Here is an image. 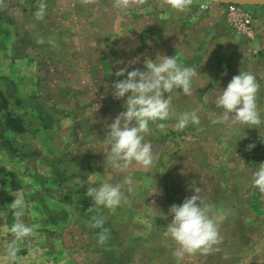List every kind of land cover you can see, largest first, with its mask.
I'll return each mask as SVG.
<instances>
[{"label": "rangeland", "instance_id": "rangeland-1", "mask_svg": "<svg viewBox=\"0 0 264 264\" xmlns=\"http://www.w3.org/2000/svg\"><path fill=\"white\" fill-rule=\"evenodd\" d=\"M82 4L33 7L21 49L38 58L52 109L76 116V155L92 157L102 186L106 177L121 264H264V103L252 84L245 99L242 66L223 43L243 36L229 5ZM215 13L225 21L211 29ZM82 183L67 184L80 201Z\"/></svg>", "mask_w": 264, "mask_h": 264}, {"label": "crops", "instance_id": "crops-1", "mask_svg": "<svg viewBox=\"0 0 264 264\" xmlns=\"http://www.w3.org/2000/svg\"><path fill=\"white\" fill-rule=\"evenodd\" d=\"M42 2L0 0V58L4 57V64L9 65L0 66V93L12 116L21 119L26 130L18 134L8 129L0 111V133L18 151L13 155L0 139V264H100L103 248L104 264H121L116 249L118 238L114 236L121 223L115 218L116 210L106 206V177L102 186L92 157L80 159L76 155L75 141L80 134L76 116L52 109L38 58L22 53L23 40L31 36L29 26L36 23L31 17L33 7L38 10ZM82 5H90V0H83ZM241 8L251 17L250 29H237L243 36L232 31L222 39L225 42L221 41L242 66L245 99L247 85L252 84L258 94L255 101L264 103V7ZM183 19L189 25L193 20L203 23L188 16ZM206 19L204 23L211 29L225 21L217 13ZM86 20L89 22L90 17ZM185 35L194 40L196 47L201 46L197 42L200 33L186 30ZM80 147L84 151V144ZM62 165L76 169L85 165L91 175L82 179L66 174L60 169ZM79 182L82 187L77 193L82 195V201L69 188ZM63 186L70 190L69 201L60 197L64 195L60 192ZM111 230L112 236L108 232Z\"/></svg>", "mask_w": 264, "mask_h": 264}, {"label": "trees", "instance_id": "trees-1", "mask_svg": "<svg viewBox=\"0 0 264 264\" xmlns=\"http://www.w3.org/2000/svg\"><path fill=\"white\" fill-rule=\"evenodd\" d=\"M0 111L3 112V114H4V118H5V122H6L5 124H6V127L8 129H10L11 131H13L15 133H18V134H23V133L26 132L25 127H24V123L22 122V120L19 119V118H15L10 113L9 108H8V103H7L6 99L2 96L1 93H0ZM0 139L2 140L3 146L6 149H8L13 155H17L18 154V151L15 148H13L12 144L10 142H8L3 137V135L1 133H0ZM60 169H64V172L66 174H69V175L72 174V175H74L76 177H80L81 178V176L79 175V172L81 170H77L74 167L65 166V165L60 166ZM87 170H89V167H88ZM62 172H63V170H62ZM60 183L62 185H65V183H64L62 178H60ZM65 189H66V192L70 191L68 188H65ZM69 196H70V192H68V194H65V195L60 196V197L62 198V201H69L68 200V199H70Z\"/></svg>", "mask_w": 264, "mask_h": 264}, {"label": "built area", "instance_id": "built-area-1", "mask_svg": "<svg viewBox=\"0 0 264 264\" xmlns=\"http://www.w3.org/2000/svg\"><path fill=\"white\" fill-rule=\"evenodd\" d=\"M229 20L240 31L247 32L251 27L250 16L241 7L229 5Z\"/></svg>", "mask_w": 264, "mask_h": 264}, {"label": "water", "instance_id": "water-1", "mask_svg": "<svg viewBox=\"0 0 264 264\" xmlns=\"http://www.w3.org/2000/svg\"><path fill=\"white\" fill-rule=\"evenodd\" d=\"M219 5H235L241 7H264V0H207Z\"/></svg>", "mask_w": 264, "mask_h": 264}]
</instances>
